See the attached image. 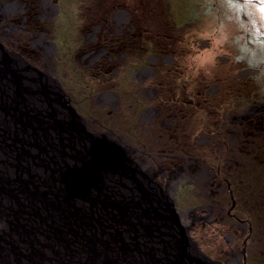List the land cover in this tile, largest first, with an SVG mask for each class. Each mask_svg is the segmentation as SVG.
<instances>
[{"label":"rangeland","instance_id":"obj_1","mask_svg":"<svg viewBox=\"0 0 264 264\" xmlns=\"http://www.w3.org/2000/svg\"><path fill=\"white\" fill-rule=\"evenodd\" d=\"M57 1L58 11L53 19L39 24L35 17L31 24L35 31H46L48 41L55 46V60L50 62L56 68L55 75L49 69V73L45 72L43 64H49V60L43 59L37 47L35 51L30 48L25 32L13 35L5 44L7 46L0 44L48 77L56 79L71 106L85 122L93 118L100 121V125H94L95 131L88 128L87 131L104 135L101 138L125 148L123 150L130 155V160H137L131 154L133 152L126 145L121 147L120 141L107 137L109 131L129 138L128 145L138 151L143 150L155 157L159 150L175 151L167 152L171 155L178 149L175 140L187 147L194 145L195 138L199 139L203 133L217 131L224 134L221 124L225 123L226 129L234 126L232 116L240 117L253 104L264 102V0ZM121 4L133 12V21L137 22L131 21L136 34L130 48L128 44L126 47L121 45L127 52V61L114 72L113 62L108 63L104 57L97 60L95 68V65H89L92 56H86L89 44L93 43L87 34L89 24ZM40 17L39 14L37 18ZM3 22L0 20V24ZM114 50L117 53L115 44ZM157 52H164L167 57L162 73L150 82L160 90L153 99L145 98L140 91L148 84L138 86L136 77L131 74L140 65L138 60L143 63L144 59ZM26 56L31 57V63ZM108 71L110 73L105 74ZM102 76L107 82L102 81ZM105 92L112 94L115 100L103 101L100 95ZM154 107L159 109L160 115L153 116L155 123L150 124L152 118L145 119L144 112ZM169 119L171 127L178 130L181 126L184 131L178 130L175 135L171 127L163 130V120ZM252 126H239L238 131L243 137L239 140L238 149L229 139L226 140L228 144L220 148L204 144L197 147L195 141L197 154L218 163L222 173L230 171L225 160L233 161L230 172L234 179L232 191L236 206L230 212L232 221L227 220L235 224L233 232H226L222 227L212 228L214 225L208 224L212 220L204 222L187 218L184 221L181 218L187 209L204 203L230 210L232 200L227 193H221L223 190L208 200L204 197V184H185L187 181L183 179L175 186L176 195L173 197L165 185L157 184L174 200L181 223L197 249L219 264L228 260L230 264H264V139L246 134L251 133ZM150 132L153 135H149ZM157 134L163 138L157 141ZM224 135L229 137L228 131ZM242 143L251 145L239 151ZM215 153H222L220 159H216ZM139 159L145 157L139 155ZM212 217L220 224L218 213ZM234 247L240 248L239 255L230 259V250Z\"/></svg>","mask_w":264,"mask_h":264},{"label":"water","instance_id":"obj_2","mask_svg":"<svg viewBox=\"0 0 264 264\" xmlns=\"http://www.w3.org/2000/svg\"><path fill=\"white\" fill-rule=\"evenodd\" d=\"M128 157L0 44V264H219Z\"/></svg>","mask_w":264,"mask_h":264},{"label":"flooded vegetation","instance_id":"obj_3","mask_svg":"<svg viewBox=\"0 0 264 264\" xmlns=\"http://www.w3.org/2000/svg\"><path fill=\"white\" fill-rule=\"evenodd\" d=\"M57 2V0L0 1V20L4 21L3 24H0V43H2L4 46H7L5 44H8L10 38L13 35H17L21 31L25 32V38H27L30 48L34 49L35 51V48L37 47V51L41 54V56L43 54V59L49 60V64L46 63L43 64V66L45 67V72L49 73V69L52 75L56 74L55 66L50 63L55 60V46L48 41V35L46 34V31L42 29H39L40 31H35L34 28L31 27V24L33 23L35 17L39 24H42L43 20L53 19L58 11ZM124 8H126L124 4L118 5L117 9H114V11L108 13L104 17H99L96 21L89 24L87 34L89 35V39L93 42L92 44H89V42L87 43L89 44V47L86 56H92V60L89 61V65H95V68H97V60H100L104 57V59H106L108 63L113 62L114 72L119 71L118 68L122 65H125L127 61V52L122 50L123 48L121 45H124V47H126V44H128V47L132 45L130 44V42L132 40V37H134L136 34L134 23L136 24L137 22H135V20L133 21V19L135 18L133 12ZM39 14L41 17L37 18ZM131 21H133L134 23ZM105 43L110 44V46H106ZM114 44L117 46V53L115 50L113 51ZM8 48L11 47H9L8 45ZM163 54L164 52H157L152 56H149L144 59L143 63H141V59L140 61L138 60L140 65L135 68V70H133V73L131 74L132 77H136L138 86L148 84L147 86L141 87L140 91L141 95H144L145 98L153 99L159 93L160 89L156 88V86H154L153 83L150 82H153L155 76H157V74L159 73H162L163 69L165 68L164 65L167 62V57ZM138 57L140 58V55H138ZM25 58L31 63V57L26 56ZM36 67L39 68V66L37 65ZM40 67L41 69L44 68H42V66ZM108 73H110V71L105 72V74ZM102 81L107 82L106 79L104 80V76H102ZM103 89L107 90L108 88ZM100 98H102L103 101L106 102L112 101L113 98L115 100V97L109 92L102 93L100 95ZM245 111L246 113L240 117L236 118L232 116L231 121L235 124L234 126L228 127L226 129L224 127V123L221 124V128L219 127L220 129L225 130L224 134H226L228 131L229 137H226L224 134L218 133L217 131L210 132V134L203 133L200 135L199 139L195 138V140L193 141L194 145L191 144L192 146L187 147H185L183 144V146L178 144V141L175 140L174 144L176 145L177 143L178 149H175L177 152L171 155H168L167 152L174 153L175 151L159 150L156 151L157 155L155 157L151 154L144 152L143 150L138 151L136 148H132V146L128 145L129 138L127 139L123 136H116L110 131L109 134L107 133V135H105L107 137L110 136L111 138L120 141L121 147L126 145L128 150H131L133 152L131 154H134L133 156H135V158L137 159L136 162L139 164V166L145 172L150 174L156 184H161L162 186L165 185L167 191L171 190L170 195L173 197L176 195L175 186L181 181H183V179H186L185 181H187L185 184H204L206 188L204 197L208 200L212 198L210 197L211 195H217L221 192V190H223L221 193H227L230 196L233 205V207L231 206L230 210L219 207V205L208 206L206 203H204L203 205H200L196 208L187 209L185 213L183 212L181 214V218L184 221L188 220L187 218H193L196 221L202 220L204 222L212 220L208 223L209 225H214L212 228L219 229V227H222V230H225L226 232L229 231L230 233L233 232L235 228V224L231 223L232 220L230 219V217L233 215L230 212L234 210L236 206V201L232 191V183L234 179L230 172L232 169L233 161H231L230 163L228 162V160H225L226 165H229L230 171L227 174L222 173L221 166H219L218 163H213V161H210V159H206L205 156L197 154L195 148V141H197V147H200L201 144H204L207 146L217 145V147L220 148V146L223 144L227 145L228 143L226 142V140L229 139V142L233 141V147L235 149H238L239 140L243 137V134H241L238 129L244 124H246L247 128L248 124L253 125V129L250 128L251 133H246L248 136H251L255 139L259 138V140L264 139V102L255 105L253 104ZM144 114L146 115L145 119L147 118L148 120V118L150 119L155 115L159 116L160 112L158 108L154 107L149 108L148 110L146 109ZM170 119L163 120V130H165V128L166 130H169V128L171 127ZM222 119L225 121L226 118L223 117ZM239 119L244 120L245 122L239 121ZM153 123L155 122L152 118L150 124ZM86 124L88 129L95 131L94 125H100V121L98 119L93 118V120H87ZM171 128H173L172 132L175 135L177 134L178 130L179 132L184 131L181 126L180 128H178V130L175 127ZM149 135L153 134L150 132ZM101 136L105 137L104 135ZM206 137L208 138L207 141H205ZM160 138H163L162 135L157 134L156 140L158 141L160 140ZM167 139L169 140L170 137H168ZM250 145L251 144H243L239 151H244V146L246 147ZM191 147H193V149ZM122 149L125 148L122 147ZM151 153H153L152 150ZM215 154H217L216 159H220L222 153L221 155L219 153ZM139 155L141 157L144 156L145 159H139ZM147 157L149 158L147 159ZM234 158H237L236 153ZM235 173L238 172L236 171ZM224 189L226 190L224 191ZM215 212L218 213L220 216V224L216 223L215 221H217V219L212 217ZM225 216H227V218ZM227 220L231 221L227 222ZM215 223L218 225H215ZM235 240L236 238L233 237L232 241L235 242ZM239 250L240 248L237 247L232 248L229 254L230 259L237 257L239 255ZM243 252L244 251H242L241 254H243ZM225 264H230L229 260Z\"/></svg>","mask_w":264,"mask_h":264}]
</instances>
